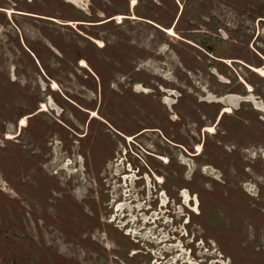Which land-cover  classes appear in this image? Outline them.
I'll return each mask as SVG.
<instances>
[{"label":"rangeland","instance_id":"1","mask_svg":"<svg viewBox=\"0 0 264 264\" xmlns=\"http://www.w3.org/2000/svg\"><path fill=\"white\" fill-rule=\"evenodd\" d=\"M254 101L264 0H0V264H264Z\"/></svg>","mask_w":264,"mask_h":264},{"label":"flooded vegetation","instance_id":"2","mask_svg":"<svg viewBox=\"0 0 264 264\" xmlns=\"http://www.w3.org/2000/svg\"><path fill=\"white\" fill-rule=\"evenodd\" d=\"M180 19V17H178V19H177V21ZM177 23V22H176ZM80 25H82L83 26V24L81 23ZM176 26V25H175ZM175 26H173L174 28H175ZM157 27V26H156ZM92 40V39H91ZM93 41V40H92ZM197 47V46H196ZM197 48H199V50H200V47H197ZM203 50H204V53H205V55H207V56H210V54H212V47L207 43L205 46H204V48H203ZM210 58H212L213 60H215V61H217V62H225L224 60L226 59V58H219V59H215V57H210ZM233 63H235V64H241L242 66H245L246 68H247V66L243 63V62H240V60H238V61H233ZM243 82H244V80H243ZM246 87V86H245ZM249 92L250 91H248V93L246 94V93H244V94H242V95H239V94H226L225 96H222L221 98H226L227 96H237V97H240L241 96V98L240 99H242V100H240L239 101V103H238V105L239 104H242V103H245V102H251L250 101V95L251 94H249ZM254 96V95H253ZM215 98H220V97H215ZM212 102H214V103H217V104H222V105H224L225 106V109L226 108H230V110H231V112H233L232 111V108H234L233 106H231V105H228V104H224V103H222V102H220V100H217V99H215L214 101H212ZM228 105V106H227ZM235 109V108H234ZM239 109H241V107H239ZM255 109H256V107H255ZM235 110H238V109H235ZM228 113V112H227ZM38 114V113H37ZM128 166L125 168V171H127V172H122L121 173V178L123 177V178H125V180H126V183H128V182H133V184H135L136 182H139L141 179H143V181L145 182V177L142 175V176H140V177H138L137 176V174L139 173H134V181H130L131 179V177H130V175H132V171H134V169H129V168H131V165L130 164H127ZM120 176V175H119ZM144 190H146L147 191V186L146 187H144ZM155 191H156V188L154 189ZM164 194V193H163ZM163 196V195H162ZM162 196L160 197V200L162 199ZM166 204H163L162 203V207H165V206H167V204H169V202H170V199L168 198V197H166ZM156 201V200H155ZM162 201V200H161ZM191 201V200H190ZM146 203V202H145ZM116 205V204H115ZM115 207V206H114ZM122 207V206H121ZM124 209H126V208H124ZM150 210H151V206H150ZM126 216H127V218H128V216L130 215V213H129V211H132V213H133V208H132V210H130V208H129V210H128V208L126 209ZM149 214H151L152 216L155 214V212L153 213V211H150L149 212ZM132 215V214H131ZM144 216L147 218V217H149V215L148 214H144ZM152 218V217H151ZM141 220H143L145 223H149V218H147V220L145 221V219H141ZM135 220H133V222H134ZM130 224V225H129ZM129 224H127V225H129L130 227L128 228L131 232H132V227H133V223L131 222V220H130V223ZM133 233V232H132ZM150 233V232H149ZM135 234V235H134ZM129 236H131V233L129 234ZM132 236H136V233H133V235ZM138 237V236H137ZM145 238H147L148 237V235H145L144 236Z\"/></svg>","mask_w":264,"mask_h":264},{"label":"bare ground","instance_id":"3","mask_svg":"<svg viewBox=\"0 0 264 264\" xmlns=\"http://www.w3.org/2000/svg\"><path fill=\"white\" fill-rule=\"evenodd\" d=\"M168 32L170 33V34H173V29L172 28H170V29H168ZM211 98V97H210ZM239 98H241V96L240 97H237V96H227L226 98H215V99H217V100H222V101H225V99H227V101H229V102H231L232 101V103L233 104H236V103H234L233 101L234 100H236V102H238L239 103ZM250 99H251V97H250ZM242 100V99H241ZM260 103V102H259ZM254 104H255V106L257 107V106H259V107H257L258 109H261V110H263L264 111V105H262V104H258V103H256L255 101H254ZM228 105H230V104H228ZM227 105V106H228ZM232 106V105H231ZM186 193V192H185ZM185 196V201L186 202H188L189 200H190V196L189 195H187V194H185L184 195ZM196 200V199H195ZM162 201H163V203H165L166 202V198L164 197V196H162ZM195 203H196V210H198V207H197V205H198V200H196L195 201ZM119 208L120 207H117V211L119 212ZM145 217V216H144ZM135 232V231H134ZM143 238V237H142ZM182 256V255H181ZM189 257V256H188Z\"/></svg>","mask_w":264,"mask_h":264},{"label":"water","instance_id":"4","mask_svg":"<svg viewBox=\"0 0 264 264\" xmlns=\"http://www.w3.org/2000/svg\"><path fill=\"white\" fill-rule=\"evenodd\" d=\"M239 100H241V99L239 98ZM220 102H222V103H224V104H230V105H232L233 107H236V106L238 105V102H236V100L233 101V102L236 103V104H233L232 101H231V102L227 101V99H225V101L220 100ZM256 103H257V102H256ZM258 104H261V103L258 102ZM51 107H52V108H55V106L52 105V104H51ZM257 107H259V106H257ZM57 110H58V109H57ZM143 237H144V236H143Z\"/></svg>","mask_w":264,"mask_h":264}]
</instances>
